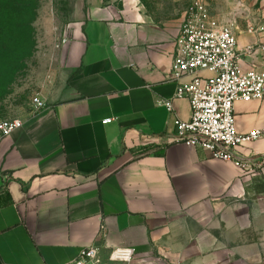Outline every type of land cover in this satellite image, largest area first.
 <instances>
[{"label": "crops", "instance_id": "obj_1", "mask_svg": "<svg viewBox=\"0 0 264 264\" xmlns=\"http://www.w3.org/2000/svg\"><path fill=\"white\" fill-rule=\"evenodd\" d=\"M211 5L234 27L243 70H264V0ZM184 13L153 20L129 0H70L40 94L48 107L0 143V264H71L91 246L101 264L120 247L137 251L132 264L232 259L260 215L264 135L238 150L255 174L175 141V120L191 118L175 99L191 78L171 77ZM235 114L240 134L264 132V99Z\"/></svg>", "mask_w": 264, "mask_h": 264}, {"label": "built area", "instance_id": "obj_2", "mask_svg": "<svg viewBox=\"0 0 264 264\" xmlns=\"http://www.w3.org/2000/svg\"><path fill=\"white\" fill-rule=\"evenodd\" d=\"M184 15L176 40L171 77L177 82L191 78L189 83L178 86L175 95L176 100L189 101L191 118L189 121L175 120V141L209 151L214 160L232 163L244 172H251L252 161L242 158L238 150L260 139L264 132L252 130L240 134L235 104L264 99V70H243L233 25L212 16L205 0H193ZM66 43L67 40L62 39L56 48ZM253 50L248 47L246 52ZM203 71L212 76L203 77ZM32 105V116L40 115L48 107L40 96L32 100ZM159 105L173 112L172 101ZM112 122L107 120L104 124ZM23 126V119L0 117V143ZM136 255L135 249L120 247L111 251L109 260L132 264ZM71 264H101L100 249L96 246L84 249Z\"/></svg>", "mask_w": 264, "mask_h": 264}, {"label": "rangeland", "instance_id": "obj_3", "mask_svg": "<svg viewBox=\"0 0 264 264\" xmlns=\"http://www.w3.org/2000/svg\"><path fill=\"white\" fill-rule=\"evenodd\" d=\"M36 1L38 9L32 24V41L24 40L26 41L24 44L12 39L5 40V44L3 41L4 49H8L0 54L1 58L9 62L15 54L24 57L18 68L0 69V117L4 120H24L31 116L32 100L40 96L54 68L59 18L64 19L68 16L70 0ZM129 1L138 4L146 15L154 20V17L179 18L193 0ZM123 2L124 0H115L116 4L121 5ZM205 2L210 14L216 17L211 0ZM54 17L57 18L55 21ZM9 47H21V52L20 49L10 50ZM250 173L255 174L256 170H251ZM256 193H264V180L261 178L256 182ZM255 203L256 212L258 211L260 215L255 218L254 226L238 236V250L232 251V259L223 260L221 264H264V197L256 196ZM108 264L122 263L109 261Z\"/></svg>", "mask_w": 264, "mask_h": 264}, {"label": "trees", "instance_id": "obj_4", "mask_svg": "<svg viewBox=\"0 0 264 264\" xmlns=\"http://www.w3.org/2000/svg\"><path fill=\"white\" fill-rule=\"evenodd\" d=\"M37 9L36 0H0V54L8 49H4L3 41L5 44V40L12 39L20 44H24L26 42L24 40L30 41L32 39V24L36 18ZM9 48L10 50L20 49L21 52V47ZM23 60V56L15 54L7 62L0 55V69L1 67H8L9 69L18 68L20 62Z\"/></svg>", "mask_w": 264, "mask_h": 264}]
</instances>
